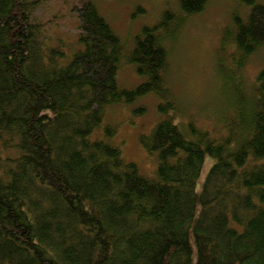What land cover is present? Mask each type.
<instances>
[{
    "label": "trees",
    "instance_id": "1",
    "mask_svg": "<svg viewBox=\"0 0 264 264\" xmlns=\"http://www.w3.org/2000/svg\"><path fill=\"white\" fill-rule=\"evenodd\" d=\"M210 1L179 0L128 50L92 0L70 8L69 33L65 16L38 19L44 0H0V264H264V67L251 92L240 78L264 49V4L237 0L248 11L223 29L219 72L227 60L242 92L215 128L178 124L166 79L164 41ZM123 65L137 85L120 84ZM150 97L145 177L105 120L147 114Z\"/></svg>",
    "mask_w": 264,
    "mask_h": 264
},
{
    "label": "rangeland",
    "instance_id": "2",
    "mask_svg": "<svg viewBox=\"0 0 264 264\" xmlns=\"http://www.w3.org/2000/svg\"><path fill=\"white\" fill-rule=\"evenodd\" d=\"M92 1L120 35L123 43H126L128 50L133 46V38L140 28L159 20L165 9L180 12L179 0ZM77 2L79 0H44L37 11L38 19L49 21L55 15L65 16L63 20L66 24L62 29L63 33H69V10ZM259 2L264 4V0ZM247 11L246 8L239 7L237 0H211L202 13L187 19L176 37L166 38L164 41L169 52L166 79L168 86L177 95L175 120L178 124L187 125L191 121H197V124L203 127L215 128L216 118L226 106L227 95L232 94L234 100L239 95L238 90L241 89L237 85L238 82H234L232 68L227 60L224 61L225 76L220 75L219 49L223 29L231 25L232 14L240 12L244 15ZM263 67L264 49L251 57L246 68L240 73L246 93L251 92L256 74ZM119 81L123 86L131 88L137 85L140 79L131 66L123 65ZM156 102L155 97L142 102L148 104L149 110L141 117L132 115L131 106H119L110 109L105 120L119 125L118 142L123 146L124 158L127 162L136 163L145 177H152L155 163L144 152L139 139L159 118L155 108ZM212 165L213 160L207 157L198 182V191L201 190Z\"/></svg>",
    "mask_w": 264,
    "mask_h": 264
}]
</instances>
